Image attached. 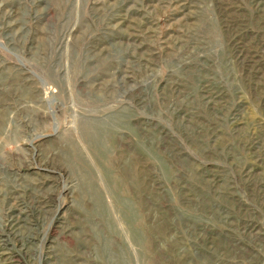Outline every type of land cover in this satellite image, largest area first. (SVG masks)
Listing matches in <instances>:
<instances>
[{
	"label": "rangeland",
	"instance_id": "rangeland-1",
	"mask_svg": "<svg viewBox=\"0 0 264 264\" xmlns=\"http://www.w3.org/2000/svg\"><path fill=\"white\" fill-rule=\"evenodd\" d=\"M0 264H264V0H0Z\"/></svg>",
	"mask_w": 264,
	"mask_h": 264
}]
</instances>
